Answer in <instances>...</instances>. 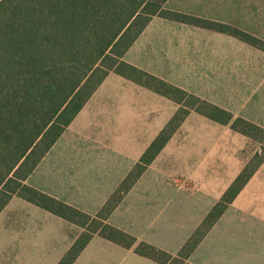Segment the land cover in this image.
Segmentation results:
<instances>
[{"label": "crops", "instance_id": "1", "mask_svg": "<svg viewBox=\"0 0 264 264\" xmlns=\"http://www.w3.org/2000/svg\"><path fill=\"white\" fill-rule=\"evenodd\" d=\"M165 8L231 25L264 41V36L259 37L254 29L264 28V0H168ZM124 61L178 86H182L186 77L195 81L197 73H264V50L225 33L160 17L151 20ZM222 77V74L217 75V78ZM201 80L202 76L198 85ZM167 99L111 73L28 178L27 184L91 216L97 215L174 116L166 115L162 121L164 127H160L157 106L161 102L170 106ZM86 111V118H81ZM193 115L206 119L192 111L182 128ZM75 125L79 126L78 130L71 129ZM179 130L108 220L139 241L173 255L180 251L256 155L247 158L242 149L215 150L213 139L208 140L202 155H186L184 148L175 143ZM232 132L242 140H252ZM216 175L223 178L216 181ZM254 186L264 187V163L191 255V264H227L226 249L241 255L240 241L246 234L243 228L254 221L248 220L240 204L242 198L258 197L252 193ZM231 213L235 222L230 227L226 216ZM48 222L58 227L60 237L48 238L52 249L47 254L49 249L45 248V259L56 264L66 254L75 239L67 236L61 246V230L76 225L52 213L16 217L15 225L6 226L1 237L2 248L6 243L13 245L6 246V249L12 248L11 264H28L39 259L32 241L38 242V237L54 234L53 230H41L45 228L40 227V223ZM223 223L224 230L220 228ZM52 251L54 257H51ZM74 264L158 263L137 255L134 249L95 236Z\"/></svg>", "mask_w": 264, "mask_h": 264}, {"label": "trees", "instance_id": "2", "mask_svg": "<svg viewBox=\"0 0 264 264\" xmlns=\"http://www.w3.org/2000/svg\"><path fill=\"white\" fill-rule=\"evenodd\" d=\"M167 1L0 0V214L19 197L82 228L58 264H74L95 236L158 264H191V255L264 163V155L256 153L176 255L108 223L192 111L264 139V128L124 61L154 17L264 48L262 40L234 26L168 10ZM111 73L176 102L179 109L91 216L27 180Z\"/></svg>", "mask_w": 264, "mask_h": 264}, {"label": "rangeland", "instance_id": "3", "mask_svg": "<svg viewBox=\"0 0 264 264\" xmlns=\"http://www.w3.org/2000/svg\"><path fill=\"white\" fill-rule=\"evenodd\" d=\"M254 29H256L258 34H260L259 37L264 36V28ZM261 50H264V48ZM197 74L198 76L195 81L189 79V77H186L184 79V83H182V86L175 85L163 78L161 79L177 88L188 92L189 94L199 96L201 99L229 111L235 118L241 117L264 128V73ZM207 74L213 77H210ZM218 74H222L223 77L217 78ZM186 75L191 76V73H186ZM201 76L202 83L198 85L197 82ZM172 77L174 78V74H172L171 79H173ZM192 81L195 83H192ZM168 103H170V106L164 105L162 102L157 106L156 118L159 121L160 127H164V125H162L164 124L162 121H164L166 115L170 116L171 114V116H173L179 109V105L176 102L168 100ZM87 113V111L84 112L81 118H86ZM180 128L181 132L177 136L175 143L181 145L184 148L183 153L186 155H190L192 153H198V155H202V152H205L207 149L206 145L208 140L211 141L212 139L214 140L215 150L242 149L247 158L252 157L260 150L261 152L258 154L264 155V139L261 141L254 139L249 140L248 138L242 140V138H238L239 136H236L234 132H232L233 130H230V124L225 125L207 118L203 119L197 115H193L184 128ZM71 129L78 130L79 126L75 125ZM222 178L223 175L215 176L216 181H220ZM254 188L255 189L252 193L254 196L258 197L255 199L246 197L242 198V202L240 204V209L247 213L248 220L254 222L252 225H246L243 228L245 229L246 234H243L241 237V241L243 242L241 243L240 241L241 255L235 251H232L231 253L229 249H226L225 252L229 254V257L226 259L227 264H264V187L254 186ZM39 215H50V213L43 210L39 206L29 203L19 197H14L11 200L8 208L5 209L0 215V264H11L9 260L12 256V248L6 249V246L13 245L6 243L2 248L1 243L2 232L4 234L5 227L8 226L9 228L10 226L15 225L16 217H39ZM226 217V223H230L231 227V225L235 222L234 218L232 217V213ZM33 225L37 226L36 223ZM223 225L224 223L220 226V228L224 230ZM40 227L45 228L41 229L44 232L45 230H53L55 232L51 236L44 235L43 237H38V242L31 240L34 242L35 250L39 254V259L28 264H53L51 260L45 259V248L49 249L47 253L49 254L52 247L49 246L48 238L60 237V232L58 231V227H56V225L51 222L40 223ZM81 229L82 228L77 226H71V228L66 231L65 229H62L60 245L64 246L67 236L72 239L79 237L84 231ZM54 256L55 252L52 251L51 257ZM63 256L64 255H62L60 258L62 259ZM60 260H58L56 264H58Z\"/></svg>", "mask_w": 264, "mask_h": 264}]
</instances>
